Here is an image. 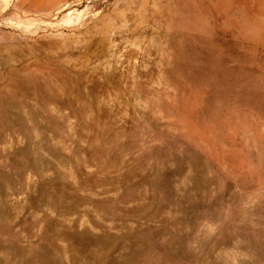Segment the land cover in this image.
Wrapping results in <instances>:
<instances>
[{
  "label": "rangeland",
  "instance_id": "obj_1",
  "mask_svg": "<svg viewBox=\"0 0 264 264\" xmlns=\"http://www.w3.org/2000/svg\"><path fill=\"white\" fill-rule=\"evenodd\" d=\"M0 264H264V0H0Z\"/></svg>",
  "mask_w": 264,
  "mask_h": 264
}]
</instances>
